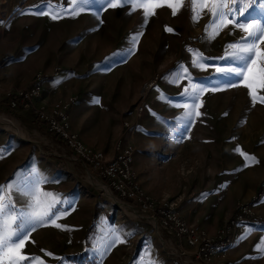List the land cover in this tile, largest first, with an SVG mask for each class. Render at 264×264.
<instances>
[{
  "label": "rangeland",
  "instance_id": "obj_1",
  "mask_svg": "<svg viewBox=\"0 0 264 264\" xmlns=\"http://www.w3.org/2000/svg\"><path fill=\"white\" fill-rule=\"evenodd\" d=\"M45 4L69 7L68 0H0V149L5 151L0 185L17 174L39 173L51 181L41 189L73 201L75 210L57 220L63 228L49 225L32 232L23 252L44 264H264L257 248L258 242L264 247V104L252 107L241 85L204 92L200 115L191 121L182 119V107L174 106L187 102L183 90H191L189 73L191 83L202 87H211L209 81L220 75L211 66L194 67V54L202 53L208 65H223L218 58L243 35L239 29L229 24L214 40H206L210 14L205 11L193 22L189 0H184L176 16L166 6L155 9L133 54L127 55L142 9L103 10L94 2L78 16L56 20L20 15ZM178 65L188 73L178 84L169 83L165 77ZM38 76L55 99L58 91L77 98L69 112L71 128L90 150L110 160L119 145L135 148V183L149 205L163 207L211 237L239 209L249 207L256 221L245 227L241 237L247 238L232 246V251L239 246L236 253L218 255L211 263L197 258L193 248L161 226V217L105 189L99 172L76 162L33 112L10 109L9 94L30 88ZM150 84L155 85L145 95ZM256 94L264 95V89L257 88ZM71 97L48 103L43 98L36 105L52 107ZM139 105L144 108L140 115ZM236 149L258 163L243 167L246 162ZM116 237L107 252L97 255V248L102 251Z\"/></svg>",
  "mask_w": 264,
  "mask_h": 264
},
{
  "label": "snow or ice",
  "instance_id": "obj_2",
  "mask_svg": "<svg viewBox=\"0 0 264 264\" xmlns=\"http://www.w3.org/2000/svg\"><path fill=\"white\" fill-rule=\"evenodd\" d=\"M94 2L101 5L103 10L126 6L129 7L130 12L137 8L143 10L141 25L129 38L130 48L127 55L133 54L148 18L156 14L155 9L166 6L171 10L172 16H176L184 6V0H68L69 7L45 4L38 10H22L20 15H50L51 19L56 20L63 18L64 15L78 16ZM189 11L193 22H198L205 11L210 14L209 22L205 26L206 40H214L229 24L233 26V30L239 29L243 35L239 40L227 44L225 55L218 58L224 61L223 65H208L207 58L202 53L194 54L195 58L191 61L194 67L205 69L211 66L220 75L214 81H209L211 87H202L191 83V75L188 74L191 90L189 91L187 87L183 90L187 102L174 105L185 110L182 119L191 121L192 118L200 115L197 109L204 92L221 91L225 87L235 88L243 85L248 90L252 107L257 102L264 104V95L256 94L257 88L264 89V47H261L264 45V0H189ZM165 30L173 31L167 26ZM185 73H188V69L178 65L177 69L167 74L165 79L169 83L178 84L185 79ZM190 127L191 123H188L186 128ZM235 151H239L244 158L246 163L243 167L250 166V163H258L255 156L239 149ZM4 154L5 151L0 149V159ZM46 182L51 181L34 172L25 178H20L17 174V178L13 181L0 185V264H37V262L44 264L40 257H31L23 252L25 242L37 228L49 225L63 228L64 226L56 223L57 220L75 210L73 201L61 199V194L43 191L41 185ZM13 193L16 199L13 198ZM206 196V193L202 194L201 198ZM18 203L22 206L17 207ZM65 205H68V211H65ZM245 238L247 237H241V239ZM117 239L119 237L107 244L102 251L97 248L95 250L97 255L107 252ZM257 248L264 253V247H260L259 242ZM152 264L155 262L153 261Z\"/></svg>",
  "mask_w": 264,
  "mask_h": 264
},
{
  "label": "built area",
  "instance_id": "obj_3",
  "mask_svg": "<svg viewBox=\"0 0 264 264\" xmlns=\"http://www.w3.org/2000/svg\"><path fill=\"white\" fill-rule=\"evenodd\" d=\"M43 96L44 77L38 76L30 88L16 95L9 94L10 109L33 112L46 124L48 133L56 135L66 149L72 152L76 162H80L86 169L94 167L99 172L102 185L107 187L109 192L116 194L118 200L126 201L131 207H136L155 218L161 217V226L173 234L177 240L185 241L189 247L193 248L197 258L211 263L218 255L226 256L232 246L240 240L245 227L251 220L249 207L239 209V213L231 217L214 237L186 225L179 217L164 211L163 207L156 209L154 205H149L143 200L136 186L135 148L132 145H119L113 158L106 160L103 153L90 150L71 128L69 112L76 105L77 98L71 97L65 102L55 103L52 107L36 105ZM143 110V106L139 105L138 114L140 115Z\"/></svg>",
  "mask_w": 264,
  "mask_h": 264
},
{
  "label": "crops",
  "instance_id": "obj_4",
  "mask_svg": "<svg viewBox=\"0 0 264 264\" xmlns=\"http://www.w3.org/2000/svg\"><path fill=\"white\" fill-rule=\"evenodd\" d=\"M47 90H48L47 85H44V96H43V98H46V100H45L46 103H48V102H55V101H57L58 99H67V98L73 96V95H69V96L66 95V97H63L62 92H61V91H58L57 96H59V98H58V99H55V98L53 97L52 93L49 94ZM114 155H115V153H114ZM73 157H74V156H73ZM134 169H135V163H134ZM238 248H239V246L236 247V248H234L233 251H232V248H231V250L229 251V253H228L227 255H230L231 252H232V253H236V251L238 250ZM219 257L225 258V257H227V256L219 255Z\"/></svg>",
  "mask_w": 264,
  "mask_h": 264
},
{
  "label": "trees",
  "instance_id": "obj_5",
  "mask_svg": "<svg viewBox=\"0 0 264 264\" xmlns=\"http://www.w3.org/2000/svg\"><path fill=\"white\" fill-rule=\"evenodd\" d=\"M36 120H37V122H38V124L39 125H41L42 127H46V129H47V126H46V124L45 123H43L42 121H40L39 120V118L36 116ZM57 138V137H56ZM250 221H252V222H254V221H256L253 217H251V220Z\"/></svg>",
  "mask_w": 264,
  "mask_h": 264
},
{
  "label": "bare ground",
  "instance_id": "obj_6",
  "mask_svg": "<svg viewBox=\"0 0 264 264\" xmlns=\"http://www.w3.org/2000/svg\"><path fill=\"white\" fill-rule=\"evenodd\" d=\"M151 85L154 86L155 84H150L149 86L146 87V90L144 89V94H145V95H146V92L150 90V86H151ZM142 94H143V93H142ZM15 125H16V124H15ZM103 186H104V185H103ZM104 188L108 190L107 187L104 186ZM108 191H109V190H108Z\"/></svg>",
  "mask_w": 264,
  "mask_h": 264
}]
</instances>
